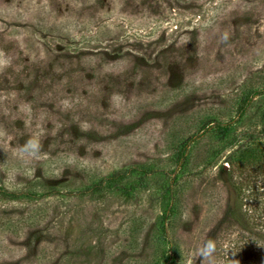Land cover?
I'll use <instances>...</instances> for the list:
<instances>
[{"label":"rangeland","instance_id":"obj_1","mask_svg":"<svg viewBox=\"0 0 264 264\" xmlns=\"http://www.w3.org/2000/svg\"><path fill=\"white\" fill-rule=\"evenodd\" d=\"M263 128L264 0H0V264H225Z\"/></svg>","mask_w":264,"mask_h":264},{"label":"trees","instance_id":"obj_2","mask_svg":"<svg viewBox=\"0 0 264 264\" xmlns=\"http://www.w3.org/2000/svg\"><path fill=\"white\" fill-rule=\"evenodd\" d=\"M243 110L244 107L241 111ZM183 153L184 150L179 153L180 158ZM255 167L259 168L253 170L252 179L246 183L249 187L248 195L245 184L237 187V211L243 227L236 233L225 264H233L234 261L238 264H264V161ZM102 182L99 181V185L92 190H98Z\"/></svg>","mask_w":264,"mask_h":264},{"label":"clouds","instance_id":"obj_3","mask_svg":"<svg viewBox=\"0 0 264 264\" xmlns=\"http://www.w3.org/2000/svg\"><path fill=\"white\" fill-rule=\"evenodd\" d=\"M28 146L31 147L33 151H36L39 148V145L37 143H33L32 141L28 142ZM215 252V242L210 239H204L196 249L195 257L204 260L206 264H217ZM233 264H238V262L234 261Z\"/></svg>","mask_w":264,"mask_h":264}]
</instances>
